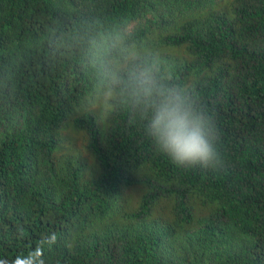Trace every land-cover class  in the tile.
<instances>
[{
  "label": "trees",
  "instance_id": "1",
  "mask_svg": "<svg viewBox=\"0 0 264 264\" xmlns=\"http://www.w3.org/2000/svg\"><path fill=\"white\" fill-rule=\"evenodd\" d=\"M174 14L192 20L167 35ZM100 88L107 133L76 125L108 181L145 188L123 220L121 187L99 204L70 157L65 120ZM36 245L41 264H264V0H0V264Z\"/></svg>",
  "mask_w": 264,
  "mask_h": 264
},
{
  "label": "clouds",
  "instance_id": "2",
  "mask_svg": "<svg viewBox=\"0 0 264 264\" xmlns=\"http://www.w3.org/2000/svg\"><path fill=\"white\" fill-rule=\"evenodd\" d=\"M175 16H171L169 19L162 20L160 25L161 30L163 29H171L168 33L170 34L173 30H178L181 27L182 22L190 21L191 18H183L179 15L174 14ZM117 44V43H116ZM127 49V48H126ZM126 53L123 49L118 50L117 60H122L124 56L128 55L130 52L126 50ZM131 49V48H130ZM123 59L122 62H124ZM126 63V62H125ZM127 65V63H126ZM111 100L117 101L116 95H112L109 93L107 88H100V90L87 94L84 97H80L79 100V110H75L69 115L66 121V127L71 136L70 146H72L73 154H71V158L75 160L77 163H83L81 165V169H85L88 171L92 177L96 181V187H94V192L92 195L97 196L96 201L99 204H103L104 202H113L119 196V188L122 183L118 184V174L114 179L108 181L106 179L107 176V168L104 166V158L95 152L94 147L92 146L93 138L88 133L85 128H79L76 124L77 122H83L90 126H92L95 132H98L101 136L102 134H106L108 131L109 123L108 118L110 113L114 110V108L109 104ZM123 123L129 124L131 122L130 115L128 113H122ZM146 120H155V118H150ZM150 121H147L148 123ZM139 130L141 132H149L150 128L147 124V128L144 124L141 123ZM88 159L86 160V158ZM88 162L90 166V170L86 165ZM139 170L136 172H131L129 177L133 180H136L140 176ZM127 185H123L120 189V197L115 203L114 207V217L116 219L123 220L135 211L137 206L140 203L142 196L145 194V188L142 186H138L131 191H126ZM139 190V191H138ZM163 203L169 204V213L165 217H171L174 219V214L172 212L173 203L170 200H164L157 204L156 207H159ZM43 240V239H42ZM41 245H36L33 248V252H31L32 261L34 264H41L40 257L38 254H35L37 249H40Z\"/></svg>",
  "mask_w": 264,
  "mask_h": 264
},
{
  "label": "rangeland",
  "instance_id": "3",
  "mask_svg": "<svg viewBox=\"0 0 264 264\" xmlns=\"http://www.w3.org/2000/svg\"><path fill=\"white\" fill-rule=\"evenodd\" d=\"M229 6V5H228ZM127 48V49H126ZM125 49L126 50H129L130 51V54L131 55H133L134 54V51L132 50V49H130V45H127V46H125ZM124 62H126V60L124 61ZM121 67V64L120 65H118L116 68H114V69H117V68H120ZM139 191V190H138ZM159 208H164V209H166L167 211H169V204L168 203H163V204H161L160 206H159ZM168 214V213H167ZM167 214L165 215V217L167 216ZM157 216V215H156ZM164 217V218H165Z\"/></svg>",
  "mask_w": 264,
  "mask_h": 264
}]
</instances>
